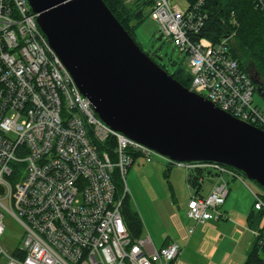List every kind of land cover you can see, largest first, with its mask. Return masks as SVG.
I'll use <instances>...</instances> for the list:
<instances>
[{"label": "built area", "instance_id": "built-area-1", "mask_svg": "<svg viewBox=\"0 0 264 264\" xmlns=\"http://www.w3.org/2000/svg\"><path fill=\"white\" fill-rule=\"evenodd\" d=\"M172 0H144L159 34L184 56L189 90L214 107L264 132V108L254 103L255 87L228 45L201 36L208 14L204 0L185 10ZM264 17V0H253ZM234 24V23H233ZM141 157L184 170L189 180L213 181L206 197L191 196L187 217L195 224L219 220L228 195L224 177L248 188L253 209L264 198L238 171L215 163L174 162L111 130L79 93L37 26L27 0H0V239L7 213L24 231L11 255L0 245L3 264H170L176 244L154 249L149 237L129 233L121 208L126 187L115 197L113 173L123 181ZM245 179V178H244ZM190 228L189 234L192 233Z\"/></svg>", "mask_w": 264, "mask_h": 264}, {"label": "water", "instance_id": "water-1", "mask_svg": "<svg viewBox=\"0 0 264 264\" xmlns=\"http://www.w3.org/2000/svg\"><path fill=\"white\" fill-rule=\"evenodd\" d=\"M27 2L79 93L111 130L174 162L233 168L264 191V132L174 80L102 0ZM246 72L264 102L260 75L253 68Z\"/></svg>", "mask_w": 264, "mask_h": 264}, {"label": "trees", "instance_id": "trees-1", "mask_svg": "<svg viewBox=\"0 0 264 264\" xmlns=\"http://www.w3.org/2000/svg\"><path fill=\"white\" fill-rule=\"evenodd\" d=\"M102 1L128 35L134 40L136 45L148 55L154 63L164 69L168 75L180 83L184 88L188 89L191 78L184 66L180 65L175 69L173 74H169L162 62L158 61L154 53L151 52L153 47L145 52L136 41L135 31L140 22L143 21L144 10L146 8L144 0H136L133 4H127L124 0ZM191 1L196 0H188L189 3ZM204 2L208 19L201 36L206 37L214 44L220 43L228 35H233L228 43L232 57L236 58L244 69L253 68L260 76L264 77V17L254 1L204 0ZM139 10H141V15L138 12ZM168 62H171V60H168ZM238 173L242 174L240 172ZM197 174L199 176L201 172ZM242 176L244 177V175ZM113 183L115 184V197L119 199L123 193L124 186L123 181L118 177L116 171L113 173ZM189 184L192 188L198 190L196 178L190 179ZM261 196L264 198V193ZM122 204L121 215L124 223L131 236L139 238L142 230L141 221L136 211L131 208L127 194L122 199ZM255 212L256 213L249 214L247 225L250 230L261 233L262 230L259 229L258 225L262 219L263 212ZM0 264L3 263L0 261ZM170 264H173V262ZM243 264H264V238L262 234L254 237Z\"/></svg>", "mask_w": 264, "mask_h": 264}, {"label": "crops", "instance_id": "crops-1", "mask_svg": "<svg viewBox=\"0 0 264 264\" xmlns=\"http://www.w3.org/2000/svg\"><path fill=\"white\" fill-rule=\"evenodd\" d=\"M206 172L207 174L203 172L199 175L202 182L198 184V190L193 191L187 187L185 174L187 191H185V198L180 199L182 203L184 201L188 203L191 196L206 197L210 193L213 181L210 172ZM136 179L142 181L139 176ZM224 179L228 183V195L219 209L221 214L219 220L195 224L187 217V203L184 216L178 214L181 211L180 208L177 212L171 211L170 214H166L162 208H152L148 211L137 208L142 227L140 237H145L147 233L146 237H149L154 249L169 244L178 245L180 254L173 264H243L254 240V230L249 229L247 218L249 214L256 212L248 195V188L246 189L237 180L227 177ZM205 180L210 184L205 185ZM143 183L150 202H156L157 198L146 180H143ZM191 227L193 230L189 234Z\"/></svg>", "mask_w": 264, "mask_h": 264}, {"label": "rangeland", "instance_id": "rangeland-1", "mask_svg": "<svg viewBox=\"0 0 264 264\" xmlns=\"http://www.w3.org/2000/svg\"><path fill=\"white\" fill-rule=\"evenodd\" d=\"M124 1L127 4H133L136 0ZM175 4L182 10H185L188 6L187 0H172L171 5ZM158 31V25L150 18V9H145L143 21L140 22L135 31L137 43L145 52L152 49V47H158L159 55L162 57L163 62H165L166 59L177 64H180L181 62V64L186 68L184 56H179L178 51L173 48V45L170 44L168 40L162 38L161 42H157V38L159 37ZM253 100L259 107L264 108V102L256 92L253 95ZM203 172H205L204 174H207L206 171ZM239 175L243 178L247 187H249L254 193L258 195H262L264 193L262 188L256 183L244 179L245 177L242 176L243 174ZM138 176L142 179V181L136 179ZM205 178H207V176H205ZM143 180H146L148 186L156 196V202H150ZM206 184L210 183L205 180V185ZM123 186L126 187L127 191L129 190V193H127L129 203L131 208L135 210L136 213H138L137 208L142 211H148L152 208H162L166 211V214H170L171 211L177 212V209L180 208L181 211L178 212V214L182 216L185 215L187 201L182 203L180 199L185 198V191H187V189L185 172L181 168L174 165L169 166L165 162L163 163L156 158H153L152 162L146 163L143 158L137 157L135 159V163L130 167L128 173L125 175ZM247 192L250 200L253 202L252 195L249 194V190ZM3 224L5 226V233L0 239V245L8 255H11L14 248L22 244L24 231L7 213H4L3 215ZM146 235L147 233L145 234V237Z\"/></svg>", "mask_w": 264, "mask_h": 264}, {"label": "flooded vegetation", "instance_id": "flooded-vegetation-1", "mask_svg": "<svg viewBox=\"0 0 264 264\" xmlns=\"http://www.w3.org/2000/svg\"><path fill=\"white\" fill-rule=\"evenodd\" d=\"M151 52L154 53V56H155V58H156L158 61L162 62L163 66L165 67V69L168 71L169 74H173L174 71H175V69H176L177 67H179L180 65H182L181 62H180V64L174 63V62H172V61H171V62H168V61H167L168 59H166L165 62H163L162 57L159 55L158 47H157V48L153 47V49L151 50ZM182 66H183V65H182ZM259 82H260L262 85H264V77L260 76V80H259ZM254 87H255V85H254ZM255 92H256V91H255Z\"/></svg>", "mask_w": 264, "mask_h": 264}]
</instances>
